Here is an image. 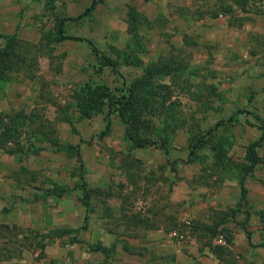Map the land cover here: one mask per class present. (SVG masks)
<instances>
[{"label":"rangeland","instance_id":"rangeland-1","mask_svg":"<svg viewBox=\"0 0 264 264\" xmlns=\"http://www.w3.org/2000/svg\"><path fill=\"white\" fill-rule=\"evenodd\" d=\"M228 1L98 0L85 14L91 0H53L52 7L46 0H0V33L15 32L23 40L40 43L41 36L64 18L66 34L91 39L118 63V73L109 67L100 69L83 40L48 42L39 53L34 80L19 77L0 89V114L21 109L34 111L38 120H54L52 100L66 103L85 82L119 88L139 77L142 67L123 63L119 55L130 40L129 6L145 17L138 30L142 43L138 57L143 65L171 53L187 63L179 77L163 79L169 88L162 92L164 107L155 123L161 135L168 136V153L157 144L133 147L115 113L109 116V130L100 135L106 110L71 124L56 121L55 134L61 142L79 147L80 161L64 150L55 151L41 133H32L48 131L38 122L23 127L18 145L7 143L0 150V223L16 224L44 243L0 264H155V239L139 240L145 230L162 225L169 238L183 243L195 229L203 243V225L225 219L215 213L213 221H204L202 210L196 214L198 220L191 215L192 203L202 202L210 191L226 189L228 181L239 184L234 166L224 170L214 164L211 147L222 146L225 160L241 167L248 164L247 147L255 143L262 162L249 175L258 166L264 168V0H251L246 12L234 8L224 13L220 6ZM220 120L225 124L217 129ZM212 127V139L200 157L190 161L191 134ZM34 148L39 150L32 152ZM55 184L68 191L57 197ZM87 189L92 190L88 211L83 200ZM173 193L179 196L176 201L171 199ZM85 215L87 227L77 234L82 242L72 241L74 233L53 234L56 229H78ZM258 215L264 222V212ZM94 228L112 230L117 241L103 243ZM174 230L177 236H171ZM219 234L214 239L219 241ZM89 244L114 249L105 256Z\"/></svg>","mask_w":264,"mask_h":264},{"label":"trees","instance_id":"trees-1","mask_svg":"<svg viewBox=\"0 0 264 264\" xmlns=\"http://www.w3.org/2000/svg\"><path fill=\"white\" fill-rule=\"evenodd\" d=\"M53 0H46V4L52 7ZM98 0H91L90 5L84 11L85 14H89L97 4ZM251 0H231L228 3L221 4L220 10L224 13L234 12L235 9H239L242 12H246ZM256 12H259L258 10ZM145 17L134 7L129 6L127 10V31L130 34V40L127 43V50L119 52V55L123 59L125 64H136L142 67V74L132 80L129 85H122L117 88H111L104 82H85L83 85L76 87L70 97L66 100V103H57L56 100H52V104L56 107L57 116L54 120L40 117L34 111L26 113L25 111L18 109L12 112L0 114V150H3L7 143L17 142V138L20 136V132L26 124L38 122L40 127L48 129V131L33 130L32 133H41L45 136L44 139L48 140L55 151L64 150L70 156H75L80 161L81 152L78 146L71 143H63L55 134L56 121H62L66 123H73V120L82 117H90L93 114L103 112L106 110L105 128L100 132V135L105 134L110 128L109 116L116 114L120 121L125 125V137L133 147H147L150 145H159L165 153H168V136L161 135V131L156 127V118L160 115L161 107H164V101L161 98L163 90L168 92V85L164 83L165 77L171 76L177 78L186 70L187 63L179 59V55L171 53L168 57L163 59H157L143 65V61L138 57L139 49L142 47L138 30ZM0 38L3 40V44L0 46V89L6 84L19 77L34 80L37 70V60L39 53L43 51L44 45L48 42H61L65 39H75L86 41L91 52L97 57L100 63V69L102 67H109L116 73H118V63L108 54L102 52L91 39L82 37H75L66 34L64 28V18H60L56 21L54 30L41 36L40 43H34L27 40H23L14 33H0ZM46 39V43H44ZM38 94L39 91H38ZM41 95V94H40ZM42 96V95H41ZM234 119V117H232ZM229 119V122L232 121ZM225 124L224 120H220L215 124L217 129L221 125ZM212 128L208 129L205 133L191 134L189 138V160L193 161L200 157V152L205 148L206 143L212 139L214 131ZM19 144V142L15 143ZM259 145L252 143L247 147L246 158L248 164L239 167L236 163L232 162L229 158L225 160V155L220 145H213V156L215 157L214 164L222 166L224 170L233 168V166L239 172L238 182L243 195L240 198V203L245 198L244 180L249 175L256 164L260 162V158L257 154L256 148ZM34 147V145H33ZM40 148V147H38ZM34 148L32 152H37L39 149ZM20 151V148H17ZM82 168V163L79 165ZM227 168V169H226ZM25 171V167H22ZM84 184V183H83ZM84 188L86 185H82ZM54 194L59 197L68 189L61 185L55 184L53 187ZM92 190L87 189L84 192L83 200L86 211L90 210V203L87 200L90 198ZM36 197V196H35ZM38 197V196H37ZM240 207L232 208L229 210L235 212ZM264 212V211H260ZM227 214V213H225ZM87 215L84 217V223L78 229H56L53 231L55 236H65L74 233L71 238L73 242H82L77 239L79 230L86 229ZM223 220V219H221ZM203 237L204 245L209 246L216 253L222 250L221 245H213L212 238L218 233H222V230L217 229V225H203ZM225 236V235H224ZM228 242V237L225 236ZM41 239L38 240L36 235L27 234L23 231V228L16 224L0 223V261L8 260L13 257H18L22 254L24 249H28L34 246H44L41 243ZM92 250L101 251L108 255L112 252L114 246L93 245L89 244ZM220 253V252H219Z\"/></svg>","mask_w":264,"mask_h":264},{"label":"crops","instance_id":"crops-1","mask_svg":"<svg viewBox=\"0 0 264 264\" xmlns=\"http://www.w3.org/2000/svg\"><path fill=\"white\" fill-rule=\"evenodd\" d=\"M257 154L261 159L262 155L259 152ZM256 168L261 172L255 170L252 175L245 177L243 183L246 192L242 203L240 198L243 192L235 180L225 183L226 189H219L218 192L210 191L202 202L192 203L191 215L196 218L195 220H198L200 214L198 216L196 214L201 210L205 213L204 221L207 222H211V219L213 221L215 213L225 216L219 224L211 222L217 225V229L222 230L219 234L220 242L214 237L211 240L213 245L222 246L220 253L201 243L195 229L189 240L177 243L163 232L160 225L155 231L148 229L145 230L146 233L139 235L141 242L155 239L152 242L157 246L155 264H264V222H261L258 215L260 211H264V168L261 169L260 166ZM171 199L176 201L179 196L173 193ZM237 207L240 209L233 213L229 211ZM93 233L95 235L100 233L99 239L105 244L117 241L112 230L94 228ZM224 235L228 237V242Z\"/></svg>","mask_w":264,"mask_h":264},{"label":"built area","instance_id":"built-area-1","mask_svg":"<svg viewBox=\"0 0 264 264\" xmlns=\"http://www.w3.org/2000/svg\"><path fill=\"white\" fill-rule=\"evenodd\" d=\"M177 235H178L177 231L174 230V231L171 232V236H177ZM179 237L182 238L183 235H179ZM219 238H221V237H219ZM219 242H220V239H219Z\"/></svg>","mask_w":264,"mask_h":264}]
</instances>
